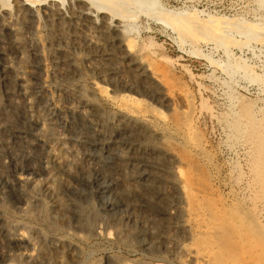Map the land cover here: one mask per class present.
<instances>
[{
  "label": "rangeland",
  "instance_id": "1",
  "mask_svg": "<svg viewBox=\"0 0 264 264\" xmlns=\"http://www.w3.org/2000/svg\"><path fill=\"white\" fill-rule=\"evenodd\" d=\"M153 1L264 24V1ZM222 49L85 0H0V264H264V148L230 130L234 110L264 127V46Z\"/></svg>",
  "mask_w": 264,
  "mask_h": 264
},
{
  "label": "bare ground",
  "instance_id": "2",
  "mask_svg": "<svg viewBox=\"0 0 264 264\" xmlns=\"http://www.w3.org/2000/svg\"><path fill=\"white\" fill-rule=\"evenodd\" d=\"M27 1L32 2V0H27ZM263 1L264 0H259L260 4ZM85 2H88L90 7L93 8L97 13L99 12V13L108 14L110 17V20H112V21L117 20L120 23H122L123 25H127L128 21L137 19L139 15H143L146 18H150L151 20H154L155 22L156 21L160 22V24H162L163 26L167 25V27L168 26L174 27L182 35V37H185V39H187L188 41L190 40L192 43L194 41L196 43L201 42V41L206 42V43L209 42V43H212L214 46H217L218 48H223L222 50L225 52H227V50L231 47V45L242 47L244 45H247L248 41L250 43L253 40L258 41L261 45L264 46V24H259V23L250 22V21L247 22V21H245L244 18H240L238 20H232V18H231V20H229L228 18H224V17H213V18H209L207 20L198 21L197 18H193L194 15H191L189 13L188 14H185L182 12L180 13L179 11L169 9V8H165L161 2L153 1V0H85ZM258 6H260V5H258ZM235 34L240 35V37L243 38V41L237 42V40L234 39ZM146 60H148V59H146ZM219 66L224 71H226L225 73L228 72V75L229 76L231 75V77H233L236 74V72L239 73L241 71V69H244V67L241 68L239 65L233 66V64L230 63L228 59L225 60V62H223L222 64H219ZM243 72H244V70H243ZM156 73L152 72V75L155 78H158L159 74L157 75ZM247 74H248V71H247ZM246 79L250 80L249 82L255 81L254 80L255 78L252 75L248 76ZM256 82L259 84V92L264 93V80L263 79L261 80L260 78H258V79H256ZM102 87L101 86L97 87V91H99L101 94H105V89H104V87L103 88ZM106 97H108V96H106ZM54 102H55V100H54ZM58 103H59V101H56L55 105L58 106ZM86 114H87V112H86ZM232 114H233V120H232V123L230 122L232 124L230 130H232L233 136L237 137V136L242 135V134L243 135L247 134L246 137L249 138V140H248L249 144L247 143V145H250V144L252 146L255 145L254 147H256L258 149V151L261 150L260 153L262 154V148H264L263 147L264 146V143H263L264 136L261 133H262L264 127H262L261 124L258 125V123H256L257 122L255 120L256 114L254 112H252V110L246 112L247 116L240 114L238 112V110L237 111L234 110ZM90 116L94 117L95 115H90ZM158 120H162V116L159 115ZM230 121H231V119H230ZM230 123H228V124H230ZM230 138H231V133L228 136L227 140H230ZM234 140H237V139H234ZM241 141H244V140L242 139ZM233 142H235V141H233ZM245 142H246V140H245ZM252 146H251V148H252ZM244 150H245V148H244ZM253 152H255V151H253ZM253 152H252V154H253ZM260 153H259V155H260ZM257 154H258V152H257ZM252 156H254V154ZM244 160H245V158H244ZM262 160L259 159V161H261V162H262ZM256 161H257V159H256ZM251 163H253V161ZM253 164H256V163H253ZM178 171L181 174V171L180 170H178ZM252 171H254V169ZM254 174H256V172ZM251 176H252V174H251ZM255 179L257 180V178H255ZM263 196H264V194H263ZM78 214L80 215V213H78ZM79 215H78V217H79ZM98 229L100 231L102 230L100 228V226L98 227ZM103 229H105V228H103ZM104 233H105V231H104Z\"/></svg>",
  "mask_w": 264,
  "mask_h": 264
}]
</instances>
